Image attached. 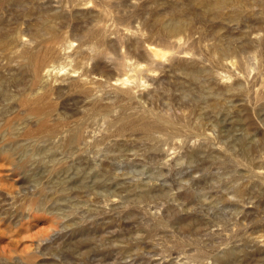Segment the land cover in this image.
<instances>
[{
    "label": "rangeland",
    "instance_id": "374dc122",
    "mask_svg": "<svg viewBox=\"0 0 264 264\" xmlns=\"http://www.w3.org/2000/svg\"><path fill=\"white\" fill-rule=\"evenodd\" d=\"M221 1L0 0V264H264V0Z\"/></svg>",
    "mask_w": 264,
    "mask_h": 264
},
{
    "label": "bare ground",
    "instance_id": "6f19581e",
    "mask_svg": "<svg viewBox=\"0 0 264 264\" xmlns=\"http://www.w3.org/2000/svg\"><path fill=\"white\" fill-rule=\"evenodd\" d=\"M209 2L212 3V6H213L214 8H215V7H216V8H217V7H220V6H222V5L224 4V2L221 1V0H209ZM210 5H211V4H210ZM82 6H83V5H82ZM212 6H211V8H212ZM223 6H224V5H223ZM89 7H90V6H89ZM211 8H210V9H211ZM216 8H215V9H216ZM220 8H221V7H220ZM215 9H213V10H215ZM57 10H58V9H57ZM103 13H104V12H103ZM110 14H112V12H111ZM106 16H109V11H107ZM106 16H104V17L107 19ZM108 18H109V17H108ZM181 18H182V17H181ZM181 18H180V20H177V19L175 20V19H174L175 21H172V20H171L172 22L170 21L169 23H165V27H164L165 30L167 29V32L169 31V32L171 33L172 36H173V34H174V35H177L176 38H175V42H176L177 44H180V43H181V40H182V38H181L178 34H179L180 32H182V31H183V28L185 27V23L183 22V21H185V19H184L183 21H181ZM186 20H187V19H186ZM46 22H47V21H46ZM104 23H105V22H104ZM99 24H100V23H99ZM51 25H53V24H51ZM51 25H50L51 28L49 27V30L52 29V26H51ZM47 26H49V25H47ZM186 27H187V24H186ZM46 29H47V27H46ZM46 29H45V31H46ZM185 29H186V28H185ZM42 30H43V29H42ZM47 31H48V30H47ZM50 32H51V31H50ZM40 34H41V31H40ZM40 34L38 33V35H40ZM180 34H181V33H180ZM169 35H170V34H169ZM16 39H17V38H16ZM12 40H13V39H12ZM12 40H11V41H12ZM13 41H14V40H13ZM7 43H9V42H7ZM23 43H24V42H23ZM24 44L26 45V43H24ZM22 45H23V44H22ZM27 46H28V44H27ZM24 47H25V46H24ZM178 50H179V49H178ZM40 51H41V50H40ZM144 51L147 52V54L150 55V58H151V57H153V58H159L160 56L162 57L163 55H164V57H165V55L168 53V52H163L164 49L162 50V49H160V48H156V47H154V46H149V47H147V49L144 50ZM225 51H226V50H225ZM225 51H223V52H225ZM171 52H173V51H171ZM36 53H37V52H36ZM38 53H39V52H38ZM43 53H45V52H43ZM27 54H29V53H27ZM30 54H31V53H30ZM32 54H34V53H32ZM47 54H48V53H47ZM34 55H36V54H34ZM42 55H43V54H42ZM39 56L42 57L40 54H39ZM27 57H28V56H27ZM37 57H38V56H36V58H37ZM164 57H163V58H164ZM178 57H179V56H178ZM188 57H189V56H187V55H183V56H182V58H183L184 60L187 59ZM36 58H35V60H36ZM42 58H43V57H42ZM163 58H162V59H163ZM22 59H23V57H22ZM30 59H31V58H30ZM124 59H125V58H124ZM174 59H175V58H174ZM189 59H190V57H189ZM28 60H29V57H28ZM31 60L35 61L34 59H31ZM37 60H39V58H38ZM37 60H36L35 62H36L37 64L39 63L38 66H40L41 64H40L39 61L37 62ZM40 60H41V58H40ZM126 60H127V59H126ZM154 60H155V59H154ZM17 61H18V60H17ZM190 61H191V60H190ZM22 62H23V61H22ZM28 62H30V61H28ZM151 62H152V61H151ZM36 63H35V64H36ZM128 63H129V62H128ZM130 63H131V62H130ZM231 63H232V62H231ZM37 64H36V65H37ZM233 64H234V63H233ZM134 66H135V65H134ZM27 67H28V66H27ZM27 67H26V68H27ZM28 68H30V67H28ZM35 68H36V67H35ZM37 68H38V67H37ZM37 68H36V69L33 68V70H36L35 73L38 74V72H39L38 70L41 69V66H40V69L37 70ZM63 69H64V68H63ZM118 69H119V68H118ZM28 70H29V69H28ZM61 70H62V68L60 69V72H61ZM75 70H76V69H75ZM149 70H150V69H149ZM37 71H38V72H37ZM42 71H43V70H42ZM71 72H72V71H71ZM35 73H34V74H35ZM185 73H186V72H185ZM187 73H188V72H187ZM191 73H193V72H191ZM34 74H33V75H34ZM76 74H77V73H76ZM189 74H190V73L187 74V75H188L187 78H190V77H191V79H193V80L197 79L196 76H195V74H191V76H190ZM30 75H31V74H30ZM40 75H41V74H40ZM37 76L39 77V74H38ZM136 76H137V75H136ZM189 76H190V77H189ZM34 77H35V75H34ZM137 77H138V76H137ZM43 78H44V77H43ZM45 78H46V77H45ZM45 78H44V80H45ZM69 78H70V77H69ZM128 78H129V77H128ZM34 79H35V78H34ZM34 79H33V80H34ZM38 79H39V78H38ZM38 79H37V81H38ZM70 79H72V78H70ZM75 79H76V78H75ZM35 80H36V79H35ZM39 80H40V79H39ZM44 80H43V81H44ZM130 80H131V79H127V78H126L125 81L123 80L124 83H123V82H121V83H122V85H123V84L126 85V83H128V82L130 83ZM119 81H120V80H119ZM190 81H192V80H190ZM65 82H66V81H65ZM82 82H83V81H82ZM82 82H81V83H82ZM133 82H135V81H133ZM32 83H33V85H35L37 82H35V84H34V81H33ZM41 83H42V82H41ZM118 83H119V82H118ZM39 84H40V83H39ZM39 84H38V85H39ZM43 84H44V83H43ZM139 84H140V83H139ZM197 84H198V83H197ZM36 85H37V84H36ZM38 85H37V87H38ZM120 85H121V84H120ZM120 85H119V86H120ZM124 85H123V86H124ZM127 85H128V84H127ZM199 85H200V84H199ZM202 85H203V84H202ZM31 86H32V85H31ZM45 86H46V85H45ZM75 86H76V85H75ZM78 86H79V85H77V87H78ZM123 86H121V87L123 88ZM34 87H35V86H34ZM70 87H72V86H70ZM79 87H80V86H79ZM79 87H78V88H79ZM125 87H126V86H125ZM2 88H3V87H2ZM39 88H41V84H40ZM39 88H38V89H39ZM73 88H76V87H72V88H70V89H73ZM118 88H120V87H118ZM118 88H117V89H118ZM0 89H1V88H0ZM241 89H242V88H241ZM239 90H240V89H239ZM91 92H92V91H91ZM123 93H124V92H123ZM127 93H131V95H132V92H127ZM7 94H8V93H7ZM211 94H212V93H211ZM128 95H129V94H128ZM128 95H127V96H128ZM214 95H215V94H214ZM129 96H130V95H129ZM218 96H219V95H218ZM29 97H30V96H29ZM4 98H6V97H4ZM8 98H9V97H8ZM15 98L17 99V97H15ZM21 98H22V97H20V99H21ZM27 98H28V97H27ZM9 99H12V98H9ZM23 99H24V98H23ZM25 99H26V98H25ZM32 99H33V98H32ZM125 99H126V98H125ZM210 99H211V96H210ZM213 99H214V98H213ZM216 99H217V98H216ZM216 99H214V101H211V100H210V103H211V102H212V103L210 104L209 107H210V109H212V110H215V109L217 108L218 103H219V101H217ZM258 99H259V98H258ZM260 99H261V98H260ZM6 100H8V99H6ZM27 100H29V99H27ZM123 100H124V99H123ZM225 100H226V98H225ZM19 101L21 102L22 100H19ZM19 101H18V102H19ZM30 101H31V100H30ZM30 101H27V102L29 103ZM32 101H33V100H32ZM124 101H125V100H124ZM202 101L204 102V99H202ZM222 101H224V98H223ZM6 102H7V101H6ZM20 102H19V103H20ZM33 102H34V101H33ZM33 102H32V103H33ZM36 102H37V101H36ZM207 102H208V100H207ZM217 102H218V103H217ZM30 103H31V102H30ZM30 103H29V104H30ZM23 104H24V103H23ZM23 104H22V102H21L20 105H23ZM29 104H28V105H29ZM33 104H34V103H33ZM207 104L209 105V102H208ZM18 105H19V104H18ZM24 105L26 106L27 103L25 102ZM35 105H36L35 108H33L32 111H31L32 113L29 112V113H31V114L33 115L34 118H33L30 114H28V115L31 116V119H34L35 121H37L36 123H37L38 126H39V130H38L37 132H34V131H33L34 133H31L32 131H31V132H30V131L28 132V129H27L26 131L28 132V136H31V137L33 136L32 138H34V137L41 138V137L46 136V138L48 139V137L52 135V131L49 130V129L47 128L48 123L46 124V122H45V119H46V118H44V116H46V115H45V110H43V109L40 107L39 104H38L39 107L37 106L36 103H35ZM29 106L34 107L33 105H29ZM47 106H48V105H47ZM124 106H125V105H124ZM20 107H21V106H20ZM26 107H28V106H26ZM96 108H97V107H96ZM7 109H8V108H7ZM23 109H25L24 106H23ZM26 109H27V108H26ZM28 109H29V108H28ZM28 109H27V110H28ZM110 109H111V108H110ZM208 109H209V108H208ZM93 110H94V109H93ZM25 112H27V111H25ZM5 113H6V112H5ZM94 113H95V112H94ZM15 114H16V113H15ZM129 115H130V114H129ZM0 116H1V115H0ZM3 117H4V116H3ZM89 117H90V116H89ZM87 118H88V117H87ZM90 118H91V117H90ZM128 118H129V117H128ZM25 119H26V118H25ZM123 119H124V118H123ZM125 119H127V118H125ZM8 120H9V119H8ZM23 120H24V119H23ZM34 120H33V121H34ZM137 120H138V119H137ZM35 121H34V123H35ZM118 121H119V120H118ZM118 121H117V122H118ZM120 121H121V120H120ZM132 121H133V120H132ZM141 121H142V120H141ZM150 121H151V120H150ZM18 122H19V121H18ZM122 122L124 123V120H122L121 123H122ZM126 122H127V121H126ZM144 122H145V121H143V123H144ZM165 122H166V121H165ZM36 123H35V124H36ZM49 123H50V122H49ZM119 123H120V122H119ZM140 123H142V122H140ZM131 124H132V122H131ZM134 124H135V123H134ZM134 124H132L133 129L136 128V127L133 126ZM146 124H147V123H146ZM127 125H128V123H127ZM147 125L150 127L149 124H147ZM21 126H22V125H21ZM117 126H118V123H117ZM119 126H120V125H119ZM121 126H122V125H121ZM124 126H125V125H124ZM124 126H123V127H124ZM154 126H155V123H154ZM7 127H8V126H7ZM126 127H128V126H126ZM138 127H139V126H138ZM141 127L143 128V126H141ZM145 127H147V126L145 125ZM145 127H144V128H145ZM152 127H153V126H152ZM37 128H38V127H37ZM77 128H78V127H77ZM150 128H151V127H150ZM120 129L123 130V128H118V131H119ZM124 129H127V128L124 127ZM151 129H152V128H151ZM21 130H22V129H21ZM52 130H53V129H52ZM129 130H130V128H129ZM129 130H128V131H129ZM10 131H11V130H10ZM16 131H17V130H16ZM53 131H54V130H53ZM75 131H76V130H75ZM120 131H121V130H120ZM136 131H137V130H136ZM145 131H146V129H145ZM149 131H150V130H149ZM151 131H153V130H151ZM151 131H150L149 133H151ZM11 132H12V131H11ZM13 132H14V131H13ZM24 132H25V131H24ZM76 132H77V131H76ZM18 133H19V131H18ZM119 133H120V132H119ZM147 133H148V132H147ZM79 134H80V133H79ZM81 134H82V133H81ZM25 135H26V134H24V136H25ZM73 135H74V133H73ZM76 135H77V134H75V136H76ZM26 136H27V135H26ZM26 136H25V137H26ZM75 136H74V138H75ZM80 137H81V139H82V135H81ZM27 138H28V137H27ZM109 138H110V137H109ZM43 139H44V138H43ZM43 139H42V140H43ZM79 139H80V138H79ZM79 139H78V140H79ZM107 139H108V138H107ZM38 140L40 141L41 139H38ZM105 140H106V139H105ZM35 141H37V140H35ZM35 141H34V143H36ZM83 141H84V140H83ZM54 142H55V141H54ZM77 142H78V141H77ZM34 143H33V144H34ZM81 143H82V142H81ZM85 143H86V142H85ZM36 144H37V143H36ZM83 144H84V143H83ZM19 146H20L19 148L21 149V145H19ZM26 147H27V145H26ZM33 147H34V146H33ZM49 147H50V146H49ZM202 147H203V146H202ZM36 148H37V147H36ZM40 148H41V147H40ZM83 148H84V147H83ZM53 149H54V148H53ZM253 149H254V148H253ZM35 150H36V149H35ZM78 150H79V148H78ZM80 150H81V149H80ZM203 150H204V148L202 149V151H203ZM6 151H8V150H6ZM83 151H84V149H83ZM196 151H197V150H196ZM205 151H206V150H205ZM55 152H56V151H55ZM200 152H201V150H200ZM203 152H204V151H203ZM7 153H8V152H7ZM10 153H11V152H10ZM10 153H9V155H10ZM12 153H13V152H12ZM51 153H52V152H51ZM53 153H54V152H53ZM197 153H198V151H197ZM198 154H199V153H198ZM6 155H7V154H6ZM25 155H26V154H25ZM190 155H192V154H190ZM199 155H200V154H199ZM86 157H87V156H86ZM193 157H195L194 154H193ZM196 157H197V156H196ZM191 158H192V157H191ZM51 160H53V159H51ZM10 161H11V160H10ZM12 162H13V160H12ZM260 163H261V162H260ZM258 171H259V170H258ZM50 172H51V171H50ZM260 172H261V171H259L258 173L260 174ZM263 172H264V171H263ZM263 172H262V174H264ZM51 173H52V172H51ZM236 174H237V173H236ZM260 175H261V174H260ZM249 177H250V176H249ZM261 178H262V176H261ZM263 178H264V177H263ZM262 180H264V179H262ZM252 182H253V181H252ZM263 184H264V183H263ZM263 184H262V185H263ZM84 185H85V184H84ZM238 186H239V184H238ZM78 187H79V186H78ZM242 187H243V186H242ZM233 188H234V187H233ZM240 188H241V187H240ZM81 189H82V188H81ZM241 189H242V188H241ZM241 189H237L236 192H237L238 194H240V193L242 192ZM79 190H80V189H79ZM132 191H133V190H132ZM79 194H81V193L79 192ZM189 194H190V193H189ZM189 194H188V195H189ZM56 195H57V194H56ZM241 195H242V194H241ZM79 196H80V195H79ZM139 196H142V195H139ZM137 197H138V196H137ZM222 197L225 198L224 196H222ZM82 200H83V199H82ZM84 200H85V199H84ZM115 201H116V200H115ZM112 202H114V201L112 200ZM112 202H111V203H112ZM132 203H133V202H132ZM242 204H243V203H242ZM254 205H255V204H254ZM245 208H246V207H245ZM242 209H243V208H242ZM242 209H241V210H242ZM246 211H248V210L246 209ZM133 215H134V214H133ZM71 216H72V215H71ZM131 216H132V215H131ZM154 218H155V217H154ZM162 223H163V222H162ZM159 225H160V224H159ZM189 225H190V224H189ZM201 225H202V224H201ZM201 225H200V226H201ZM156 226H157V225H156ZM160 226H162V225H160ZM192 226H193V225H192ZM157 227H158V226H157ZM196 227H197V224H196ZM198 228L202 229V227H198ZM156 229H157V228H156ZM196 229H197V228H196ZM165 230H166V229H165ZM190 230H191V229H190ZM198 233H199V232H198ZM258 237H259V236H258ZM258 237H257V238H258ZM262 238H263V236H262ZM262 238H260V240H261ZM250 239H251V238H250ZM255 239H256V238H255ZM258 239H259V238H258ZM258 239H257L255 242H258ZM252 240H253V239H252ZM252 240H251V241H252ZM259 243H260V242H259ZM181 244H182V243H181ZM254 244H255V243H254ZM257 244H258V243H257ZM257 244H256V247H257ZM259 245H260V244H259ZM260 246H262V244H261ZM258 248H259V247H257V249H258ZM240 249H242V248L239 247V251H240ZM259 249H261V248H259ZM239 253H240V252H239ZM235 255H236V254H235ZM220 256H221V255H220ZM238 256H239L238 258H240V255H238ZM253 256H254V255H253ZM214 258H215V257H214ZM222 258H223V260H225L224 257H222ZM236 258H237V256H236ZM234 259H235V258H234ZM242 259H244V258H242ZM235 260H236V259H235ZM235 260H234V261H235ZM245 261H246V260H245ZM34 262H35V261H34ZM237 262H241V260H239V261H237ZM237 262H236V263H237ZM172 263H173V262H172ZM184 263H185V262H184ZM224 263H225V262H224ZM241 263H242V262H241ZM241 263H240V264H241ZM246 263H248V261H247ZM182 264H183V263H182Z\"/></svg>",
    "mask_w": 264,
    "mask_h": 264
}]
</instances>
